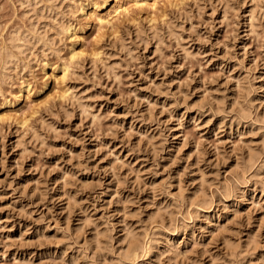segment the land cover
I'll list each match as a JSON object with an SVG mask.
<instances>
[{
	"label": "rangeland",
	"instance_id": "obj_1",
	"mask_svg": "<svg viewBox=\"0 0 264 264\" xmlns=\"http://www.w3.org/2000/svg\"><path fill=\"white\" fill-rule=\"evenodd\" d=\"M124 263L264 264V0H0V264Z\"/></svg>",
	"mask_w": 264,
	"mask_h": 264
},
{
	"label": "bare ground",
	"instance_id": "obj_2",
	"mask_svg": "<svg viewBox=\"0 0 264 264\" xmlns=\"http://www.w3.org/2000/svg\"><path fill=\"white\" fill-rule=\"evenodd\" d=\"M145 2V1H144ZM137 3L139 4V1H137ZM142 3V2H141ZM143 4V3H142ZM124 10L126 11L127 10V8H124ZM19 40V39H18ZM22 45V44H21ZM25 47V46H24ZM6 75V74H5ZM251 150V149H250ZM252 160V159H251ZM131 233V232H130ZM103 236V235H102ZM132 238V237H131ZM130 241V240H129ZM132 241H134V239H132L131 241H130V243L132 242ZM135 242V241H134ZM129 244V243H128ZM132 244H133V242H132ZM129 246H130V244H129ZM130 247H128V249H129ZM128 252H129V250H128ZM127 252V253H128ZM130 253V252H129ZM129 255V254H128ZM127 260V259H126ZM125 264V263H124Z\"/></svg>",
	"mask_w": 264,
	"mask_h": 264
}]
</instances>
